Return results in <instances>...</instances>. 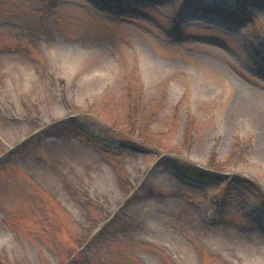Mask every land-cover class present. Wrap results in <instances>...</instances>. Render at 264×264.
I'll list each match as a JSON object with an SVG mask.
<instances>
[{"label":"rangeland","instance_id":"374dc122","mask_svg":"<svg viewBox=\"0 0 264 264\" xmlns=\"http://www.w3.org/2000/svg\"><path fill=\"white\" fill-rule=\"evenodd\" d=\"M0 264H264V0H0Z\"/></svg>","mask_w":264,"mask_h":264},{"label":"bare ground","instance_id":"6f19581e","mask_svg":"<svg viewBox=\"0 0 264 264\" xmlns=\"http://www.w3.org/2000/svg\"><path fill=\"white\" fill-rule=\"evenodd\" d=\"M70 54V53H67ZM152 66L156 65V60L154 58H151ZM239 107H245L249 108L253 105V98L252 96L247 93V91L244 88H241L239 91Z\"/></svg>","mask_w":264,"mask_h":264}]
</instances>
